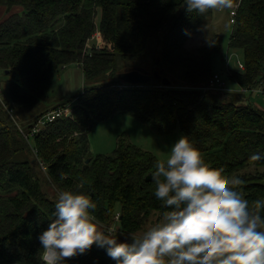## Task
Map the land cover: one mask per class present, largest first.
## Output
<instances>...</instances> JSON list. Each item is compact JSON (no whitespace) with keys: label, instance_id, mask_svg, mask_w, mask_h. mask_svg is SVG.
Masks as SVG:
<instances>
[{"label":"trees","instance_id":"1","mask_svg":"<svg viewBox=\"0 0 264 264\" xmlns=\"http://www.w3.org/2000/svg\"><path fill=\"white\" fill-rule=\"evenodd\" d=\"M237 4L229 49L242 52L245 69L229 71V77L246 92L262 86L264 93V0H233V7ZM1 6L21 9L0 24V70L10 79V102L40 111L24 128L14 121V109L0 100V264H41L38 236L63 190L90 193L94 215L105 228L117 224L118 240L124 236L130 242V233L147 230L170 210L155 198L152 178L147 181L159 161L151 152L122 137L111 156L92 157L91 128L115 114L146 123L160 135L179 129L201 151L206 171L221 179L239 176L246 199L264 198V159H250L264 156V110L246 104V92L203 89L223 51L220 35L194 53L185 50L213 9L188 12L183 0H0ZM97 33L100 47L89 51ZM158 35L161 65L155 60L151 72L163 75L164 67H180L182 84L114 88L123 83L117 78L120 64L144 62ZM72 64L81 66L92 85L73 101L41 108L59 70ZM66 104L72 105L70 116L32 135L42 116ZM46 185L54 189L53 197ZM65 259L67 264H115L95 245Z\"/></svg>","mask_w":264,"mask_h":264},{"label":"clouds","instance_id":"2","mask_svg":"<svg viewBox=\"0 0 264 264\" xmlns=\"http://www.w3.org/2000/svg\"><path fill=\"white\" fill-rule=\"evenodd\" d=\"M186 11L204 14L233 7V0H183ZM250 159H264L253 154ZM154 196L168 210L141 234L118 240L99 223L96 203L84 191L58 192L55 210L39 236L41 264H67L93 245L115 264H264V198L249 201L239 176L221 179L205 170L202 153L181 135L152 173Z\"/></svg>","mask_w":264,"mask_h":264},{"label":"rangeland","instance_id":"3","mask_svg":"<svg viewBox=\"0 0 264 264\" xmlns=\"http://www.w3.org/2000/svg\"><path fill=\"white\" fill-rule=\"evenodd\" d=\"M230 13V8L221 11L213 9L212 16L208 17L207 21L200 27V29L186 42L185 50L188 53H194L198 48L202 47L212 35H220L222 39L223 51L220 55H217L214 58L213 71L215 74H220L223 77L229 91L240 92L241 88L231 81L229 71L226 68V61L228 60L229 70L231 72H238V61H241L242 63L244 61L241 51L229 49L230 35L233 29ZM161 43L162 39L160 35L154 37L149 43L148 58L144 62H128L120 64L122 72H124L125 69L132 68L145 70L146 72H149V74L152 73L151 69L154 66L155 60H159V65H161V59L159 57V50L162 48ZM88 45L90 48L97 47L99 45V41L98 39L90 40ZM163 70L162 77L170 79L172 81V85L179 86L182 84L183 70L180 67H164ZM103 79L109 78L105 76ZM123 84L124 83L120 84V87H117L116 84L114 88L123 89ZM91 85V82L85 78L83 69L79 64H72L67 67H63L56 75L48 99L43 102L41 108H52L62 103L65 104L69 101H73L74 97H78ZM9 86V77L5 75L2 70H0L1 96L14 109L15 114L13 119L16 124H20L26 128L28 124H32L34 122L33 118L35 114L40 111V108H14L10 102ZM245 98L246 104H252L261 110H264V93L262 86H257L254 90L246 92ZM181 135L184 134L179 129L169 135H160L146 123L130 116L115 114L109 119L96 121L94 126L91 128L88 137L92 157L99 155L111 156L117 149L119 139L124 137L140 149L151 152L159 160H163L170 151L171 145ZM45 189L50 197L54 196L55 191L52 187L46 185ZM156 222L157 220L155 219L153 224L150 223L147 225V228H150ZM112 228L116 229L117 224H114ZM126 239L127 238L124 236L119 237L120 242H123Z\"/></svg>","mask_w":264,"mask_h":264},{"label":"built area","instance_id":"4","mask_svg":"<svg viewBox=\"0 0 264 264\" xmlns=\"http://www.w3.org/2000/svg\"><path fill=\"white\" fill-rule=\"evenodd\" d=\"M239 8V4L235 5L234 7L231 8V24L235 25V18L237 15V10ZM93 39H98L99 41V45L97 46V48L100 47L101 44V36L99 33L95 34L93 36ZM87 48L89 49V51H91L93 48H90L89 45H87ZM238 67L240 70H244L245 66L241 61H238ZM226 68L228 71L229 70V61H226ZM205 91H226L227 90V85L226 83L223 81V78L220 74H214L212 79L210 80L209 84L203 88ZM240 92H246V90L241 88ZM0 100L2 102H4V99L1 96V91H0ZM72 114V105L71 104H66L63 105L62 107L49 111L47 114H45L44 116H42L39 121L37 122V124L35 125V127L33 128L32 131V135H35L39 132H41L42 129H44L49 123H52L58 119H61L63 117H68ZM43 169L44 171L46 170V166L43 165ZM119 217V215H118ZM117 217V218H118Z\"/></svg>","mask_w":264,"mask_h":264},{"label":"water","instance_id":"5","mask_svg":"<svg viewBox=\"0 0 264 264\" xmlns=\"http://www.w3.org/2000/svg\"><path fill=\"white\" fill-rule=\"evenodd\" d=\"M159 62V60H158ZM8 73V72H7ZM117 78L125 84L136 86H148L152 83H159L162 87H172V81L168 78H163L162 73L156 71L153 75L142 72L141 70L124 71L117 75ZM151 180V175L148 176L147 181Z\"/></svg>","mask_w":264,"mask_h":264},{"label":"crops","instance_id":"6","mask_svg":"<svg viewBox=\"0 0 264 264\" xmlns=\"http://www.w3.org/2000/svg\"><path fill=\"white\" fill-rule=\"evenodd\" d=\"M21 12L20 8H13L12 10H9L8 7L6 6H1L0 7V24L8 18L10 15Z\"/></svg>","mask_w":264,"mask_h":264},{"label":"flooded vegetation","instance_id":"7","mask_svg":"<svg viewBox=\"0 0 264 264\" xmlns=\"http://www.w3.org/2000/svg\"><path fill=\"white\" fill-rule=\"evenodd\" d=\"M155 73V71L154 72H152V73H150V75H153Z\"/></svg>","mask_w":264,"mask_h":264}]
</instances>
